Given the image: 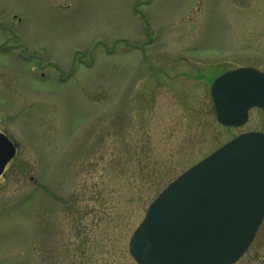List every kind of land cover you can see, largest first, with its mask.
Here are the masks:
<instances>
[{
  "label": "rangeland",
  "instance_id": "rangeland-1",
  "mask_svg": "<svg viewBox=\"0 0 264 264\" xmlns=\"http://www.w3.org/2000/svg\"><path fill=\"white\" fill-rule=\"evenodd\" d=\"M264 70V0H0V264H139L152 200L264 110L221 124L214 77ZM235 264H264V220Z\"/></svg>",
  "mask_w": 264,
  "mask_h": 264
},
{
  "label": "water",
  "instance_id": "water-1",
  "mask_svg": "<svg viewBox=\"0 0 264 264\" xmlns=\"http://www.w3.org/2000/svg\"><path fill=\"white\" fill-rule=\"evenodd\" d=\"M252 68L218 78L212 95L218 119L247 121L264 106V76ZM16 153L0 131V175ZM264 218V133L238 135L172 181L151 203L129 248L140 264H234Z\"/></svg>",
  "mask_w": 264,
  "mask_h": 264
},
{
  "label": "flooded vegetation",
  "instance_id": "flooded-vegetation-1",
  "mask_svg": "<svg viewBox=\"0 0 264 264\" xmlns=\"http://www.w3.org/2000/svg\"><path fill=\"white\" fill-rule=\"evenodd\" d=\"M255 67H257V66H255ZM258 68V67H257ZM232 69V68H231ZM258 69H260V68H258ZM226 70H229V69H225V70H223L221 73H219L216 77H214V79L212 80V82L220 75V74H222L224 71H226ZM260 70H262V69H260ZM262 71H264V70H262ZM256 108H260V109H263L264 110V108H261V107H256Z\"/></svg>",
  "mask_w": 264,
  "mask_h": 264
}]
</instances>
